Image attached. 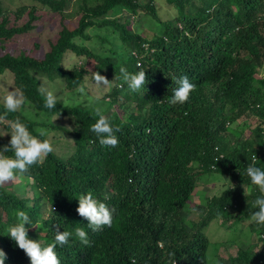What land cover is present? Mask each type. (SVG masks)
Masks as SVG:
<instances>
[{
	"label": "trees",
	"instance_id": "16d2710c",
	"mask_svg": "<svg viewBox=\"0 0 264 264\" xmlns=\"http://www.w3.org/2000/svg\"><path fill=\"white\" fill-rule=\"evenodd\" d=\"M36 1L61 19L71 2ZM141 1L78 0V11L84 13L79 25L70 29L62 23L58 41L42 58H0V76L12 73L15 88L35 111L70 117L73 128L66 131L75 144L68 159L53 151L23 175L32 181H27L22 193L31 184L33 199L11 186L0 187V250L6 253L5 264H30V258L5 231L15 222L17 209L24 210L34 225L47 229L44 243L57 230L81 227L87 231V245L73 237L57 247L61 264H130V257L136 264H212L211 240L204 230L213 221L228 234L247 224L258 240H264V225L249 219L257 193L238 192V186H249L243 173L254 154L256 166L264 168V0H149L147 5ZM154 2L165 3L173 16L163 18ZM143 9L148 10L141 19L143 33H127L130 20L120 22L122 15L136 16ZM0 17V40L29 32L32 22L42 20V15L32 14L26 23L18 24L23 19L19 14L12 26L1 0ZM92 27H108L122 35L130 53L101 56L80 45L79 40L89 41ZM67 53L84 58L85 65L67 70ZM121 67L129 72L145 71L147 84L142 91L121 87ZM92 71L114 81L107 107L116 109L103 112L119 128V143L111 150L102 147L90 131L97 118L94 110L60 102L55 109H46L38 91L42 78H61L66 87L78 89ZM181 76H187L195 88L185 104L172 105L168 97ZM127 103L134 112L124 117L118 110H124ZM248 115L256 124L250 136L235 146L227 133ZM16 118L36 134L38 123L21 111L7 113L4 120ZM5 145L9 143L0 140V148ZM210 172L224 174L236 185L209 198L202 218L189 229L182 212L192 200L200 176ZM89 191L114 209L112 227L92 231L78 215L77 198ZM42 201L47 202V209ZM26 227L29 238L34 239L35 234L34 240H39L43 229ZM158 241L163 247L157 246ZM249 250L239 251L231 263L264 264V251Z\"/></svg>",
	"mask_w": 264,
	"mask_h": 264
},
{
	"label": "rangeland",
	"instance_id": "374dc122",
	"mask_svg": "<svg viewBox=\"0 0 264 264\" xmlns=\"http://www.w3.org/2000/svg\"><path fill=\"white\" fill-rule=\"evenodd\" d=\"M77 2L78 0H71L70 3L66 4L64 19H61L59 14L49 11L46 9L47 7L43 8V5L36 0H1V4L6 8V14L9 16L12 26L13 23L17 21L15 15L19 14L23 16V19L20 20L18 24L26 23L32 14H36L37 16L42 15V20L32 22L33 27L29 32L18 34L10 40H0V58L5 55H12L17 58L23 57L24 55L42 58L48 52L50 45L58 41L60 31L62 30V23L66 24L70 29L79 25L84 13L78 11ZM141 2L142 5H147L149 0H142ZM153 5L159 9V14L163 18H170L173 16L172 12L168 13L170 7L165 3L161 5L160 3L154 2ZM146 13H148V10L143 9L136 16L131 14L126 15L125 13L122 15L120 22H125V19L130 20V24L127 25V33H143L141 19ZM1 21L2 17H0V22ZM106 28L108 27H92L88 29V33L91 37L89 41L82 43V41L79 40L78 42L80 45H85L93 50L95 54L101 56L128 55L130 49L127 48V44L124 39H122V35L114 33L113 30ZM85 62L84 58L76 57L72 53H67L64 59V66L67 70L80 69L82 65H85ZM93 74H95L93 71L89 73L86 76L85 82L82 84L85 88V93L79 91L82 86L78 89L66 87L65 82L61 78H57L54 81L42 78L40 81L42 83L41 86L45 84L61 97L58 102L64 106L73 107L83 105L94 111L97 107L101 108L103 112L108 110L109 112L114 111L116 109L115 106L110 109L107 107L108 95L114 86V81L111 83L106 76L101 75L110 83L106 87L100 88L94 84L92 78ZM261 75L264 77V70L261 71ZM101 86L103 87L104 85L101 84ZM6 87L9 91H14V77L13 74L8 71L0 76V97L6 94ZM27 104L28 111L32 117L30 120L36 121L39 128L47 129L49 133L48 138L53 145V151L60 158L68 159L75 150L72 137L68 135L66 131L73 128L70 117L58 115L51 116L39 113L34 110L31 104L28 102ZM124 108V110H118L122 113L121 115H123V113L125 114L124 117L134 112V109L131 108L129 103H127ZM54 117L57 118V120L54 121ZM6 123V120L0 121V129H3ZM255 124L256 120L253 116H245L237 123L230 126L227 138L236 146L244 142L250 136L251 130L254 128ZM10 139V135L0 137L1 141L7 143L10 142ZM222 175L225 178H222ZM27 181H29V179L22 175L17 177L15 182L10 180L6 182L5 185L7 187L11 186V189H14L16 193L33 199L34 193L31 184L27 186L25 193H22ZM197 185L192 200L187 204L181 215L182 220L189 229L193 227L194 222L202 218L209 198L211 199L213 196H219L224 191L230 189V187H235L236 184L230 182L224 174L210 172L200 176ZM238 192L245 194L244 187L238 186ZM42 205L44 209L45 207L47 209V202L42 201ZM231 212L233 215H238V211L236 210H232ZM231 224L232 221L227 223V226L230 227ZM220 226L218 221H213L211 225L204 230L206 236L211 240L209 256L212 264H232L231 260L242 250L250 249L249 251H254V253L264 251V240H258V235L252 234L247 224H240L237 227V231L231 232V234L226 233V228H221ZM32 237L35 239L37 236L33 234Z\"/></svg>",
	"mask_w": 264,
	"mask_h": 264
},
{
	"label": "clouds",
	"instance_id": "9594fccd",
	"mask_svg": "<svg viewBox=\"0 0 264 264\" xmlns=\"http://www.w3.org/2000/svg\"><path fill=\"white\" fill-rule=\"evenodd\" d=\"M118 77L127 89L131 92H140L147 84L146 74L144 70L129 72L127 68L119 69ZM93 82L100 88L106 87L110 82L98 73L93 74ZM117 79V77L115 78ZM112 83V82H111ZM175 87L172 88V95L168 97V102L172 105H183L190 99L195 85L191 83L187 76L178 77L175 81ZM101 84L104 86L102 87ZM6 94L0 97V104L3 106V114H0V121L5 119L7 113H16L22 111L27 119H31L28 111L26 97L20 89L14 87V91H9L6 87ZM40 95L43 97V106L52 110L56 108L58 101L61 99L53 90L45 84L38 87ZM79 91L85 93V88L80 87ZM96 120L90 126V131L95 134L99 144L110 150L116 148L119 139L116 133L119 128L114 126L108 116L102 109H95ZM57 118L54 117V121ZM6 127V131H5ZM31 131L28 124L16 118L7 121L3 129H0V137L10 135L9 145L0 148V187L5 186L8 181H16L17 177L24 175L34 164H39L48 154L53 152V145L50 142L49 133L45 128H36ZM11 153V155H8ZM258 158L254 154L252 163H248L243 175L249 180V186L245 188L246 193H257L252 201L253 211H249V219L257 225H264V168L256 166L255 161ZM216 167V165H215ZM222 178H225L222 175ZM31 180V177H29ZM78 199V207L76 209L79 216L87 220V227L92 231H97L101 226L112 227L114 209L110 208L106 203L94 197L91 191L80 194ZM107 199V197H105ZM15 222L6 226L7 236L14 241L15 245L22 249L30 258V264H61L57 255V247H63L75 237L82 244L87 245L88 233L84 228L76 227L72 231L59 230L54 231V238L44 243L42 237L47 234V229L41 227L39 223L34 225L29 215L21 209L15 212ZM28 226H38L43 229L39 240H34L28 236ZM158 247H163V242H157ZM7 259L6 253L0 250V264H5ZM130 264H136L134 257H130Z\"/></svg>",
	"mask_w": 264,
	"mask_h": 264
}]
</instances>
